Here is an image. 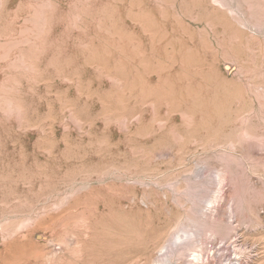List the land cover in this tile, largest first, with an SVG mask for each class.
I'll return each instance as SVG.
<instances>
[{
  "label": "rangeland",
  "instance_id": "obj_1",
  "mask_svg": "<svg viewBox=\"0 0 264 264\" xmlns=\"http://www.w3.org/2000/svg\"><path fill=\"white\" fill-rule=\"evenodd\" d=\"M0 264H264V0H0Z\"/></svg>",
  "mask_w": 264,
  "mask_h": 264
},
{
  "label": "bare ground",
  "instance_id": "obj_2",
  "mask_svg": "<svg viewBox=\"0 0 264 264\" xmlns=\"http://www.w3.org/2000/svg\"><path fill=\"white\" fill-rule=\"evenodd\" d=\"M217 209V208H216ZM215 216V215H214ZM217 232H219V231H217ZM200 261V260H199Z\"/></svg>",
  "mask_w": 264,
  "mask_h": 264
}]
</instances>
